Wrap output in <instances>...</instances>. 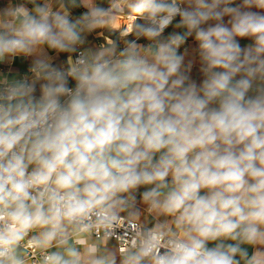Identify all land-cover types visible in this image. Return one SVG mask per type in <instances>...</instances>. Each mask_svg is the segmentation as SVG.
<instances>
[{"label": "clouds", "instance_id": "1", "mask_svg": "<svg viewBox=\"0 0 264 264\" xmlns=\"http://www.w3.org/2000/svg\"><path fill=\"white\" fill-rule=\"evenodd\" d=\"M125 7L133 39L84 47ZM21 55L30 75L0 79V264H23L35 229L57 249L43 264H117L68 237L111 228L137 197L176 231L162 244L147 229L121 264H264V0H22L0 13V63Z\"/></svg>", "mask_w": 264, "mask_h": 264}, {"label": "crops", "instance_id": "2", "mask_svg": "<svg viewBox=\"0 0 264 264\" xmlns=\"http://www.w3.org/2000/svg\"><path fill=\"white\" fill-rule=\"evenodd\" d=\"M22 2V0H0V13L5 11L6 9L12 7L13 5ZM38 2L43 3L44 0H38ZM51 7L53 10H58L60 7V0H49ZM65 4L67 3V0H64ZM90 3L93 5H102L105 7H111L112 4L120 3V0H90ZM242 0H236V4H241ZM31 7V5H29ZM70 11H72L73 18L79 16L81 11L86 10V8L81 7L76 10H72L69 8ZM124 13L133 16L132 13H130L129 10L124 8ZM252 11H261L260 9L253 8ZM7 19H11L8 17ZM178 19V18H177ZM229 17L224 18V22L226 23L228 21ZM140 22V21H135ZM173 31H183V29H173L172 27H169L165 33L163 34L164 37H167L171 32ZM120 31H107L105 29H98L96 30L91 36H87L85 46L86 48H91L93 50L108 47L109 41L115 42L120 47L124 46L125 40H131L133 39L132 36H126L124 38H121L119 36ZM141 43H147V41H140ZM241 46H245L247 44H250V40H240ZM45 52L48 56L52 57L54 64L57 67L60 66H66L65 60L62 56L57 55L54 52H47L45 49ZM180 52L185 55L187 63L188 61H192L194 63V67L192 68L191 74L192 78L199 81L201 79V75L198 71L199 62H198V55H197V43L192 39L189 38L188 41L181 47ZM36 58V56L31 57H24L21 55L18 59H16L14 62L11 61V59H6L5 62L0 63V79L4 77H8L9 79H19L25 75H30L29 68L31 66L32 61ZM121 215L135 219L141 223L143 228H151L154 230H158L160 232H163L164 234L170 236L171 232L176 231L175 224L171 221L170 217H166L163 215H158L155 212H152L148 209V206L143 204L142 202H139V197H137L136 202H130V206L121 213ZM40 230L35 229L28 233L22 240L23 241H31L36 243V239H39ZM35 238V239H34ZM38 248L47 250L48 252L57 250L55 246L53 247H45L42 244H38ZM67 245L74 247L78 249L81 252H84L85 250L89 249L92 246L98 247L100 250L115 254L117 264H121V260L123 256L119 255L116 250V245L112 240H104L100 239L97 240L91 236L89 232L80 233L79 235H69ZM261 247V246H257ZM252 248L249 247V253L251 254ZM16 255L21 260L22 256V250L18 246L16 249ZM23 264H29L27 261H24ZM243 264V261L241 262Z\"/></svg>", "mask_w": 264, "mask_h": 264}, {"label": "built area", "instance_id": "3", "mask_svg": "<svg viewBox=\"0 0 264 264\" xmlns=\"http://www.w3.org/2000/svg\"><path fill=\"white\" fill-rule=\"evenodd\" d=\"M112 13L116 14L118 12L113 8ZM119 15H123L124 17H126V19H129L130 16L124 13V11H122ZM131 21V24H133L134 21ZM119 36L121 38H124L128 35H126L124 30H122L120 31ZM147 229L151 228H143L139 221L120 214V218L118 219V221L113 223L111 228H101L99 230L92 229L87 232H89L91 236H93V238L97 240H112L116 245L117 253L123 256L125 253L133 251L139 246ZM159 233L161 234L162 244L166 243L171 238L163 232L159 231ZM18 246L22 250V262L27 261L29 264H43L44 256L48 253L47 250L38 248V245L36 243L28 240H21Z\"/></svg>", "mask_w": 264, "mask_h": 264}, {"label": "bare ground", "instance_id": "4", "mask_svg": "<svg viewBox=\"0 0 264 264\" xmlns=\"http://www.w3.org/2000/svg\"><path fill=\"white\" fill-rule=\"evenodd\" d=\"M115 9V8H114ZM117 10V9H115ZM118 13L113 14V16L115 17V21H114V27H110L112 31H122L125 28H127L129 25H131V15L129 16V19H126V17H124L123 15H119L122 11L117 10Z\"/></svg>", "mask_w": 264, "mask_h": 264}, {"label": "water", "instance_id": "5", "mask_svg": "<svg viewBox=\"0 0 264 264\" xmlns=\"http://www.w3.org/2000/svg\"><path fill=\"white\" fill-rule=\"evenodd\" d=\"M105 30H107V31H110V30H111V28H107V29H105Z\"/></svg>", "mask_w": 264, "mask_h": 264}]
</instances>
